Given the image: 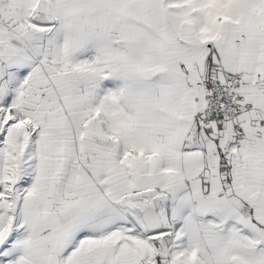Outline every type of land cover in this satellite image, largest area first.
<instances>
[{
  "label": "snow or ice",
  "instance_id": "6c2138e0",
  "mask_svg": "<svg viewBox=\"0 0 264 264\" xmlns=\"http://www.w3.org/2000/svg\"><path fill=\"white\" fill-rule=\"evenodd\" d=\"M0 264H264V0H0Z\"/></svg>",
  "mask_w": 264,
  "mask_h": 264
}]
</instances>
